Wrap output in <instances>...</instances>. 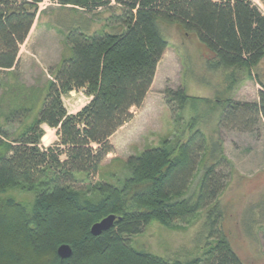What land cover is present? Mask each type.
Returning <instances> with one entry per match:
<instances>
[{"label": "trees", "instance_id": "trees-1", "mask_svg": "<svg viewBox=\"0 0 264 264\" xmlns=\"http://www.w3.org/2000/svg\"><path fill=\"white\" fill-rule=\"evenodd\" d=\"M56 1L62 16L66 11L74 15L71 21L63 17L55 22L65 32L71 56L51 83L38 117L12 139L0 129V146L8 149L0 156V191L34 197L31 207L0 200V264H171L136 250L132 238L153 222L179 229L176 221L194 219L214 205L205 260L188 264H246L224 236L210 243L213 224L221 216L216 204L228 180L220 172L222 161L209 164L222 156L223 143L217 138L211 149L196 119L185 125L183 139L176 133L175 140L166 139L128 159L125 177H115L113 184H90L95 199H85L76 184L78 176L88 182L98 175L105 158L115 153L111 139L146 101L171 33L196 36L208 51V68L224 72L232 86L264 58V14L251 0ZM43 2L0 0V71L17 69L20 48ZM115 4L122 15L110 16L94 31L97 19L88 15L112 11ZM260 84L258 102H225L220 132H258L264 124V82ZM82 90L91 102L69 116L62 96ZM165 96L175 124L184 126L182 114L190 97L183 89H167ZM172 103H178L176 109ZM20 113L12 112L7 120L17 123ZM42 125L56 130L59 141L54 147L41 146ZM206 153L204 173L190 195ZM110 215L118 217L114 226L94 236L92 227ZM62 245L72 248L69 259L59 257Z\"/></svg>", "mask_w": 264, "mask_h": 264}, {"label": "rangeland", "instance_id": "rangeland-1", "mask_svg": "<svg viewBox=\"0 0 264 264\" xmlns=\"http://www.w3.org/2000/svg\"><path fill=\"white\" fill-rule=\"evenodd\" d=\"M251 1L264 14V0ZM39 9L33 29L20 48L17 69L13 72L0 71V129L8 133L9 139L17 137L38 117L51 83L55 82L64 60L71 56L65 32L55 22L63 17L71 21L74 15L66 11L62 16L63 12L60 11L63 9L56 0H44ZM97 13L94 17L88 15L89 19H97L94 31L102 28L110 16L122 15V8L115 4L112 11L99 10ZM168 41L169 46L158 66L146 101L140 109H133L134 118L111 139L115 153L105 158L95 178L87 182L85 176H78L76 188L85 195V199H95L93 192H89L90 184H113L118 177H125L124 165L128 159L149 148L161 146L166 139L175 140L176 133L179 139H183L185 125L196 119L197 128L205 135L208 146L213 145L217 138L223 143L222 156H217L214 161L209 160V164L222 161L220 172L228 180L227 189L216 204L221 216L213 224L214 238L210 243L214 244L222 235L243 262L264 264V124L261 123L258 132L253 134L218 130L227 100L258 102L260 83L264 82V58L243 79L230 86L224 79V72L208 68V51L200 45L196 36L174 31ZM167 89H183L190 97L182 114L184 126L175 124L173 111L166 103ZM62 101L68 115L74 116L91 102V98L85 90L72 91L64 94ZM177 104L172 103V107L176 109ZM15 111L21 112L17 123L13 122L14 118L7 120ZM42 129L44 137H48L45 141L42 139L41 146L54 147L59 141L56 130L48 125H42ZM6 153L7 147L0 146V156ZM207 154L190 186V195L198 188ZM9 199L29 207L34 201L29 193L0 191V200ZM214 206L199 212L189 221H176L179 229L172 230L153 222L142 235L132 238L133 247L140 252L159 256L171 264L204 261L209 244L205 239L210 228L209 215L214 212ZM212 215L215 218V212Z\"/></svg>", "mask_w": 264, "mask_h": 264}, {"label": "water", "instance_id": "water-1", "mask_svg": "<svg viewBox=\"0 0 264 264\" xmlns=\"http://www.w3.org/2000/svg\"><path fill=\"white\" fill-rule=\"evenodd\" d=\"M117 219L118 217L116 215L106 217L92 227L91 233L94 236H100L103 232L109 231L114 226ZM58 255L62 260L69 259L73 255V250L69 245H62L58 249Z\"/></svg>", "mask_w": 264, "mask_h": 264}, {"label": "bare ground", "instance_id": "bare-ground-1", "mask_svg": "<svg viewBox=\"0 0 264 264\" xmlns=\"http://www.w3.org/2000/svg\"><path fill=\"white\" fill-rule=\"evenodd\" d=\"M47 137H48V136L46 135V136L43 138V140L45 141V140L47 139Z\"/></svg>", "mask_w": 264, "mask_h": 264}]
</instances>
